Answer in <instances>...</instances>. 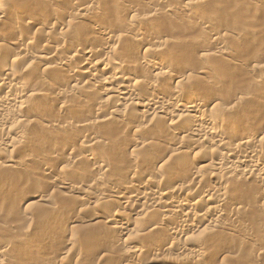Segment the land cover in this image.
Returning a JSON list of instances; mask_svg holds the SVG:
<instances>
[{
    "label": "bare ground",
    "instance_id": "obj_1",
    "mask_svg": "<svg viewBox=\"0 0 264 264\" xmlns=\"http://www.w3.org/2000/svg\"><path fill=\"white\" fill-rule=\"evenodd\" d=\"M24 1L0 0L9 6H0V146L10 150L21 148L25 144L23 140L9 143L6 140L11 132L23 135L30 124L56 133L49 135L51 139L35 136L37 144L51 140L53 159L62 154L61 148L68 151L77 142L83 152L71 151L64 158L65 164L57 169L64 175H78L80 181L51 176L48 182L60 189L57 190L60 197L75 199L81 209L97 208L89 221L73 212L67 217L89 230L99 227L102 235L107 234L112 240L111 254L120 252L123 262L148 248L157 250V245L147 246L143 240L149 232L159 229L160 218L173 236L167 249L174 247L181 256L192 252L191 262L200 264V257L207 255L206 247L210 243L221 248L214 256L222 257L225 263L229 261L232 256L223 250L240 233L237 224L246 206L239 183L259 182L260 188L256 190L260 195L255 194L264 197L263 141L257 138L264 127L260 120L264 118V94L252 102L250 95H239V88H234L240 82L235 74L242 75L237 72L241 60L237 59L240 63L236 64L228 43L229 36L235 32L215 30L209 22L200 24L199 20L200 37L181 38L183 28H176L175 21H182L179 23L185 29L194 26L197 17L191 9L199 5V0H189L184 6L173 0H39L41 3L37 5ZM134 1L161 7L163 12L154 9L141 14L138 10L141 4ZM21 5L30 13L23 12ZM63 7L76 12L75 16L60 14L58 8L63 10ZM47 12L51 15H46ZM59 15H66L69 22L64 23ZM176 29V35H182L180 38L173 35ZM70 40L71 47L66 50ZM96 55L100 59L92 63ZM231 64H236L234 71L237 70L233 77ZM255 64H250L252 69L242 68L243 65L239 69L252 76L255 70H261V65ZM64 77L68 88L56 91ZM254 79L249 84L264 86L263 81ZM164 96L167 100L162 99ZM74 98L83 109L88 108L85 118H82L85 113L80 114L81 120L69 117L60 120L41 113L36 116L35 110L32 117H36L29 116L34 102L44 103L46 109L51 106L54 109L55 102L63 109ZM72 106L77 108L76 104ZM174 110L176 114L172 113ZM128 132L133 135L130 139ZM53 159L41 163L48 175L55 168ZM27 162L24 160L18 167L21 172H28ZM5 164L0 158V166L4 168ZM76 164H84L85 169H74ZM197 165H201L200 170L209 171L212 184L204 183L207 176L195 170ZM85 173L90 179H86ZM176 175L186 177V182L173 190L164 187ZM186 183L197 191L200 188L188 206L178 199ZM102 186L106 188L100 189ZM46 197L40 201L49 208L53 200ZM24 219L29 218L24 216ZM200 224L205 226L196 233L194 228ZM251 238L247 239L248 244L258 249ZM74 246L72 235L62 247L70 251ZM5 251L0 242V256ZM96 255L97 250H93L88 256ZM53 261L64 264L55 257ZM181 261L178 258L173 264Z\"/></svg>",
    "mask_w": 264,
    "mask_h": 264
},
{
    "label": "rangeland",
    "instance_id": "obj_2",
    "mask_svg": "<svg viewBox=\"0 0 264 264\" xmlns=\"http://www.w3.org/2000/svg\"><path fill=\"white\" fill-rule=\"evenodd\" d=\"M34 1L35 0H25L24 2H26L27 4H33L34 3L33 5H37V4L41 3L39 0H37L36 2H34ZM130 1H133V0H130ZM167 1H172V0H167ZM173 1H176L181 6H184V4L189 0H173ZM199 1H201V2H199V5L203 1L201 6L196 5L191 9V11L194 13V16H196L198 18V19L196 18V21H195L196 24H194V26H190L189 28L186 27V29H185V26H183L181 23H179L182 21L176 20L175 22H177V23L174 22L176 25L178 24L176 28H180V29L183 28V30L181 32H182V35H183V33H184V35L183 36L181 34H180V36L176 35L178 29H176V31L173 33V35L175 36V38H180L181 36H182L181 38H183L185 36V38L187 37L188 39H192V38L198 39L200 37V34H199V30L197 29V23L199 24V22H200V24L203 22H205V23L209 22L211 24V26L213 27V29H215V30L221 29L224 31H229V33L231 31H234L235 33L232 34V36H229V39H228L229 42L228 43L233 48V52L235 53L234 54L232 52L233 53L232 58L236 59V64L241 62L240 64H238L239 68L242 65H243L242 68L243 67L249 68L250 64H251V66H254L255 63H258L257 65H261V67L259 66L261 68V70L260 69H258L259 71L255 70L253 72L254 74L252 73V76H250L248 74H245L244 70L242 68L241 69L237 68L238 71L236 70L237 72L241 73L242 75L237 74L236 71H234L236 69V67H235L236 64H231L232 65V66L230 65L231 68L234 66V69L232 68L233 71H231V72H233V75L231 74V76L233 77L234 74L236 73L234 77H237L238 82L240 81L239 83L243 84V85L242 84L239 85V83L237 82L240 87L237 84H235L237 86H235L234 88L235 89L239 88L237 90V92H240L239 95L244 94V93L250 95L252 102L255 101V99H258V97H259V99H261V96H262L261 94H264V86H262V88H261V86L260 87H254V85H255L254 82H252V83L250 82V84H249V81H251V79L255 78L254 80H259L261 82L263 81L262 85H264V33L263 34L258 33L260 31L264 30V0H262V1L261 0H254L253 3L251 1L247 2L244 0H199ZM256 1H257V3H256ZM27 4H26V6H28V8H29V5H27ZM138 4L142 5V3H138ZM4 5H6V4H4V3L0 4V6H2V7H4ZM141 5L138 6L139 7L138 10L140 9L139 12L141 14H143V13L148 14L149 12L146 13L147 11H151L154 9L159 10L158 13L163 12L161 7H160V9H158L159 7L155 6L153 4L146 3V5H145L143 3L142 7H141ZM23 6H22L23 9L21 7H19V8L23 12L25 11L28 13L29 9L26 6H24V7ZM5 7H9V6L6 5ZM102 7L103 6L100 4V8H102ZM24 9H26V10H24ZM60 9L58 8L59 13L60 12L61 13L63 12V14L66 13V15H68V16L70 15L69 17L75 16L76 12L71 13L68 10H66L65 7H63V10L62 9L60 10ZM67 9H68V7H67ZM160 10H162V11H160ZM67 12L70 14H67ZM45 14L48 16L51 15L50 12H47ZM66 15H61L65 18H63L59 15V18L60 19L62 18L64 20V23L69 22ZM199 20H201V21H199ZM175 24H173V25L176 26ZM258 30H260V31H258ZM253 31H258V32H257V34H255ZM260 33H262V32H260ZM68 42H69V44H68ZM68 42H67V46H66L67 49L66 50H69L71 47V44H72L71 40ZM209 42H212V40L211 41L209 40ZM100 43H101L100 45H102V42H100ZM239 52L242 54L240 55ZM243 54H245V55L247 54L246 57H248V60L246 57H244L245 55H243ZM235 55H236V57L237 56L238 57L236 58ZM249 55H251V56H249ZM243 58H245V59H243ZM92 59H93L92 63H94L100 59V55H98V56L96 55ZM237 59L239 61L240 60L241 61L239 62ZM248 62H251V63H248ZM74 64H72V66ZM251 66H250V68L252 69ZM232 69H230V70H232ZM245 69L248 71L247 68H245ZM246 70H245V72H246ZM244 75H247L248 76L247 78L249 80H246ZM243 78H244V80H242ZM79 79L80 78L78 77V80ZM64 81H65V83H64ZM245 81H248L247 83L251 86L253 85V87H250ZM61 83L60 84L58 83V87L56 88V91L68 88L69 85L66 84V78L65 77H64V80L61 81ZM240 90L242 91V93ZM98 96H101V94H98ZM74 99H73V101H74ZM162 99L167 100V97L164 96V97H162ZM76 100H77V98L75 99L74 103H72L73 101L70 100L71 104L68 101H66V102H68L67 106H63V109L61 108L59 103L53 102L54 109L52 108L53 106H51V107L47 108L48 110L46 109V107H44L45 105L43 106L44 103H42L40 101L34 102L32 104V107L30 108V109H32L31 110L32 113L30 112V110L28 111V112H30L29 116L32 117L33 114L34 115L38 114L36 116H39V114L41 113L40 115H42V116L45 115L46 117L49 116V117H53V118L60 119V120H62V118L67 119L68 117L73 118V119L76 118V120H78V119L81 120L82 118L86 117V109H88V108L83 109L82 105L77 104V103H79V101L76 103ZM66 102H65V105H66ZM36 103H38V104H36ZM72 104H76L77 108L74 107L75 105L72 106ZM58 105L61 109L58 107ZM78 105L80 108L81 107L82 108L81 109L78 108ZM34 106L36 108H38L39 110L34 109L33 108ZM40 107L42 109H40ZM43 107H44V109H46L45 111H44ZM51 108H52V111L49 110ZM75 109H78L79 111H81V110H83V111L85 110V111L84 112L82 111L80 113V112H78V110L76 111ZM33 110H35L36 112ZM37 111H39V113H37ZM33 112H35L36 114ZM175 112L176 111L174 110L172 113L176 114ZM82 113H85V115L83 116ZM68 114H69V116H68ZM80 114L82 115V118H81ZM36 116L32 117V119L35 118ZM75 116H77V117H75ZM258 117H260V116H258ZM172 118L173 117H171V115H170V117L168 119L171 120ZM260 120L262 122L261 125L264 126V123H263L264 118L260 117ZM260 120L258 121L259 123H260ZM34 127L35 126H33V124H32V126L30 124L29 126L25 127L23 135L17 136L15 134H13L12 132L9 134L8 140H6V141L9 143V142H11L10 140H12V142L23 140V142L25 144H23V146L21 148H18L17 150H15V149L10 150L9 148L5 147V145L0 146V154H2V156H0V158L2 160H5V162H6L4 168L0 166V242H2V244L5 246V249H6L4 254L2 256H0V263L1 264H25L27 261H30V262L32 261L34 264H38V263L39 264H54V261H53L54 257L56 260L58 259V261H60V262L63 261L62 263H64V264H173L174 261L178 258L182 259L181 264H193L191 262V260H192L191 257L193 256L192 252H191V254H190V252H189V254H188V252H186L181 256L176 252V248L171 247V248L167 249V247L170 246L169 243L172 241L173 236L171 234H169L168 226H167V224H165V222L162 221L161 218L158 220V222L160 224L159 229L149 232V234L145 236L144 240L142 239L143 242L145 241L144 243L147 246L157 245L158 246L157 250H151L148 248V250L141 253L139 256H130L128 262H123L122 261L123 258L120 259V257H121L120 252H119L120 253L119 254L116 251H114V252H116V254L114 252H113L114 254L113 253L111 254L110 248H112V245H113L112 240L110 237H107L108 236L107 234L106 235L103 234L105 236L104 237L101 233L102 230H99L100 229L99 227L97 229V227L95 226V227H92V229L90 228V230H89V228L88 227H87L88 229L85 228L84 225L72 223L71 222L72 219H71V217H67L68 215L72 216L73 213H75L76 216H80L82 219H84V221H89L92 219V217H94V213H95V210L97 208H86L85 210L83 208L81 209V206L79 205V203L77 202L78 204H76L75 199L66 198V200H65L63 197H60L61 196V194H59L60 191H57L60 189L55 188L56 186L50 185L48 181H49L50 177L52 176L53 178H56V177L70 178V180H72L73 182L76 181L75 183L79 182L80 177L78 175L73 176V175L61 174L58 171L57 167L60 166V164L63 165V163H64L63 161L65 160L64 158H67L69 156L68 153H71V151H73L74 153L76 151L77 152L79 151L78 153H80V151L83 152V149L81 148V146L79 144H77V142H75L73 144V146L70 147L71 149H69L68 151L67 150L64 151L65 149L63 150L61 148V150H63L65 152V154L63 153V151L60 150L59 152H62V154L59 153L60 155L58 156V158L56 159L54 156L55 159H53V155H51V150L53 149V147H52L53 145L50 146L51 143H49V142L51 140L49 141V139H51V137H52L51 134L56 135V133H52V132L50 133V131H42V130H40L39 127L38 128L35 127L36 129ZM260 130H262L261 131L262 134L259 135V137H257V138H258V140L261 139L263 141V150H264V127H262V129H260ZM37 132H39V133H37ZM128 134H129L128 135L129 139L132 138V136H133L132 133L128 132ZM37 135H42V136H45L46 138H49V139H47L44 143L42 142L43 145H41V143L37 144L38 142L35 139V136H37ZM66 136H68V134ZM32 138L34 139V142L36 141L35 143L33 142ZM7 142H5V144ZM48 143H49V145H48ZM75 144H77V145H75ZM263 150H262V152H263L262 156H264ZM56 157H57V155H56ZM112 158H114V157H112ZM52 159H53L52 163H53V165H55V168L50 173V175H48L47 172L43 171V169L41 167V163L43 161L44 162L45 161L46 162L51 161ZM24 160H28V162H27L28 172H24V171L21 172V170L18 168V167H20V164L24 162ZM82 163H84V162H82ZM82 165L76 164V165H74V167H76L74 169H81V167H82V169L84 170L85 166H84V164H82ZM200 166L201 165L194 166L195 170L199 171L200 169H202V167L198 168ZM13 167H14V169H11ZM15 169L16 170L19 169L20 171H16ZM13 170H15V171H13ZM81 170H80V172H81ZM200 171L202 174L205 175V177L207 176L206 178L204 177L205 178L204 183H208V182L211 183L212 181L208 177L209 173H207L208 170H200ZM91 173H93V172H91ZM205 173H207V174H205ZM94 174L95 173H93V175ZM86 176H87L86 179H90L88 177L89 176L88 174H86ZM177 176L178 175H176V177L169 178L168 181H166L163 184L164 187L173 190L174 188H176V187L182 185L184 182H186V180L184 179L186 177H184L182 175H181L182 177L181 176L177 177ZM256 182L257 181H255V180H248L244 183L243 182L239 183V185L242 188V193H243L241 195V198H243L244 203H246L245 204L246 205L245 206L246 212L244 210L245 213L243 212L240 215L239 224L236 223L237 225H239V229L241 227L240 233L237 234L236 237H233V239H231L232 243L230 242V245H228V248L226 245V247H224V250H223L224 252H227L228 255H231L232 258L231 257H230L231 259L228 258V259H230L229 261L225 258L227 260L225 263V260L222 257H216L218 255V253L216 255L215 252H218L221 248H219L217 246L216 247L211 246V244L209 243L210 246L206 247L208 249L206 251L207 255H205L204 257H200V264H223V263L224 264H256V263L264 264V208H263L264 207V197L258 196L260 194H258L259 192L257 191L258 189L256 190V188L257 187L260 188V186H258L259 182H257V183ZM187 184L188 183L185 184L183 192L178 195V199L182 200L183 201L182 203H184L186 206H188L190 203H192V201L196 199V195H197L196 193L200 192V188H198V191H197V190H195V188H193V186L191 184H189V185H187ZM104 186H106V185H104ZM106 187L102 186L100 189L106 188ZM189 190H192V191L190 192V195L187 196L186 194L189 193ZM193 191H194V193H193ZM255 192L258 195L255 194ZM44 196H47L46 198L48 200H49V197L52 198L51 201L52 200L53 201L51 203L52 204H53V202L55 203V204H53V209H52V204L49 207L50 208L49 209L47 207V206H49V205H47V203H43L40 201L41 198ZM71 199H73L74 202ZM44 204H46V205H44ZM261 206H263V207L261 208ZM61 213H65L66 216L63 218L62 217L63 214L61 215ZM176 215L179 216V214H176ZM24 216L28 217L29 219L25 220ZM67 218H70V219H67ZM226 223H229V222L226 221ZM204 226L205 225H203L201 227V224L196 225V228H194V231H196V233H197L200 230H202L204 228ZM250 228H252V229H250ZM64 232L66 234L70 233L71 235L69 234V236H68V234L66 235ZM72 235L74 238L75 246H74V249L67 251L62 246L65 245V243H67V241L69 240V237L71 238ZM206 235L204 236V239L206 238ZM247 235L248 236L250 235L252 237L251 238L249 236L248 238H251V239L256 241V247L258 249H254L255 248L254 246H253V248L250 247V244H248L249 240H247L248 239ZM256 235H257V237H256ZM253 237H255V238H253ZM207 238H209L208 240H210V235H207ZM240 242H242V243H240ZM245 242H246V244L244 245ZM257 242H258V244H257ZM62 243H63V245H62ZM93 250H95V251L97 250V255L94 258H91L88 255ZM111 251H113V250L111 249ZM42 255H43V257H42ZM58 255H59V257L56 258ZM108 255H109V257H107ZM214 255H216V256H214ZM52 256H53V258H52ZM40 257H41V259H40ZM114 257H115V259H114ZM60 258L61 259L63 258V260L61 261ZM23 261H24V263H23ZM51 261H53V262H51Z\"/></svg>",
    "mask_w": 264,
    "mask_h": 264
}]
</instances>
